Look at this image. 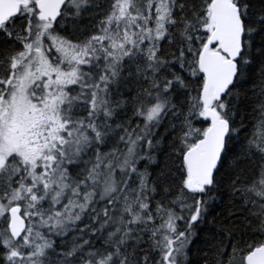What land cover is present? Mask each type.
I'll list each match as a JSON object with an SVG mask.
<instances>
[{"label": "snow or ice", "instance_id": "1", "mask_svg": "<svg viewBox=\"0 0 264 264\" xmlns=\"http://www.w3.org/2000/svg\"><path fill=\"white\" fill-rule=\"evenodd\" d=\"M0 264H264V0H0Z\"/></svg>", "mask_w": 264, "mask_h": 264}, {"label": "trees", "instance_id": "2", "mask_svg": "<svg viewBox=\"0 0 264 264\" xmlns=\"http://www.w3.org/2000/svg\"><path fill=\"white\" fill-rule=\"evenodd\" d=\"M224 199H225V203H227V195L226 194H225Z\"/></svg>", "mask_w": 264, "mask_h": 264}]
</instances>
